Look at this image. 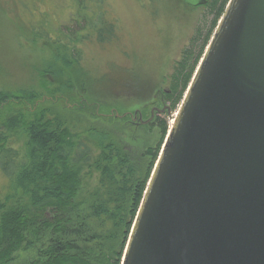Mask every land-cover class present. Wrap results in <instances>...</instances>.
<instances>
[{"label": "rangeland", "instance_id": "374dc122", "mask_svg": "<svg viewBox=\"0 0 264 264\" xmlns=\"http://www.w3.org/2000/svg\"><path fill=\"white\" fill-rule=\"evenodd\" d=\"M85 1L87 10L71 0H0V91L22 98L19 94L29 90L38 98L35 104L0 103V128L21 115L27 124L37 119L41 125H63L74 135L102 127L120 138L134 160L142 163L139 176L145 177L162 152L230 0L198 10L180 0ZM97 14L116 25V38L101 42L93 35L90 40H75L77 35L97 33L88 21ZM38 31L48 33L50 40L38 37ZM59 37L73 49L55 45ZM75 56L80 63L74 62ZM169 90L171 95L166 93ZM161 94L170 108L161 122L143 126L137 119H113L116 113L133 114L154 105ZM89 107L95 112L90 113ZM100 114L104 117H97ZM8 145L22 149L25 140L13 134ZM97 182V174L84 180L82 194ZM7 185L0 174V201ZM27 202L19 196L5 206L16 209ZM34 255L19 251L11 264H26Z\"/></svg>", "mask_w": 264, "mask_h": 264}, {"label": "water", "instance_id": "95a60500", "mask_svg": "<svg viewBox=\"0 0 264 264\" xmlns=\"http://www.w3.org/2000/svg\"><path fill=\"white\" fill-rule=\"evenodd\" d=\"M122 264H264V0H230L158 158Z\"/></svg>", "mask_w": 264, "mask_h": 264}, {"label": "trees", "instance_id": "16d2710c", "mask_svg": "<svg viewBox=\"0 0 264 264\" xmlns=\"http://www.w3.org/2000/svg\"><path fill=\"white\" fill-rule=\"evenodd\" d=\"M71 1L80 9H88L85 0ZM102 15L88 19L89 27L98 30L96 34L77 35L80 38L75 40H90L93 35L101 42L116 38V25L104 21ZM36 33L50 40L48 33ZM53 43L73 49L60 37ZM65 53L67 57L68 52ZM73 60L80 63L79 57ZM0 93L1 104L10 100L16 104L38 102L36 93L29 90L19 94L22 98H12L14 94L10 96L6 91ZM89 108L90 113L95 112ZM113 119L126 122L129 118ZM62 126L41 125L37 119L27 124L21 115L0 128V174L8 183L0 201V264H11L14 255L22 250L36 253L26 264L123 262L159 157L150 175L139 176L142 163L135 161L123 141L109 130L89 127L83 135H74ZM13 134L25 140L24 148L8 145ZM94 174L98 175L96 186L82 194V182L91 180ZM19 196L28 200L26 205L6 208V202Z\"/></svg>", "mask_w": 264, "mask_h": 264}, {"label": "flooded vegetation", "instance_id": "af4514ba", "mask_svg": "<svg viewBox=\"0 0 264 264\" xmlns=\"http://www.w3.org/2000/svg\"><path fill=\"white\" fill-rule=\"evenodd\" d=\"M183 4L193 10H198L202 8L214 7L219 3V0H208V2L204 5L195 3H189L187 0H180ZM199 2V0H198ZM218 7V6H217ZM169 95L172 94V90L166 91ZM164 95L161 94V98L158 101H154V105H147L141 110H137L135 113H126L127 116L125 118H130L133 122L139 120V123L143 124V126H150L156 122H161L160 117L169 112L170 108L166 103V99L163 98ZM150 107V108H149ZM118 114V113H117Z\"/></svg>", "mask_w": 264, "mask_h": 264}, {"label": "bare ground", "instance_id": "6f19581e", "mask_svg": "<svg viewBox=\"0 0 264 264\" xmlns=\"http://www.w3.org/2000/svg\"><path fill=\"white\" fill-rule=\"evenodd\" d=\"M173 124H174V120H173L172 123H171V127H172Z\"/></svg>", "mask_w": 264, "mask_h": 264}]
</instances>
